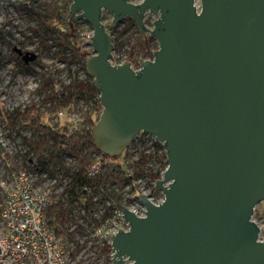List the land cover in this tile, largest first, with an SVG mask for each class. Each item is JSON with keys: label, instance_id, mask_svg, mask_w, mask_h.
I'll use <instances>...</instances> for the list:
<instances>
[{"label": "water", "instance_id": "obj_1", "mask_svg": "<svg viewBox=\"0 0 264 264\" xmlns=\"http://www.w3.org/2000/svg\"><path fill=\"white\" fill-rule=\"evenodd\" d=\"M4 3L13 0H1ZM42 2L43 0H26ZM72 0L68 17L94 29L86 73L103 110L93 126L98 151L120 157L139 133L164 143L166 195L112 236L114 264H264V0ZM158 18L147 26L146 13ZM134 20L159 43L153 58L113 63L103 22ZM1 27V22H0ZM28 64L34 51L18 49ZM0 138V154L6 152ZM0 247V253H1Z\"/></svg>", "mask_w": 264, "mask_h": 264}, {"label": "trees", "instance_id": "obj_2", "mask_svg": "<svg viewBox=\"0 0 264 264\" xmlns=\"http://www.w3.org/2000/svg\"><path fill=\"white\" fill-rule=\"evenodd\" d=\"M72 0H54L53 2L43 1L44 14L40 15L41 26L45 34H41L40 29L33 27L35 36L42 47L41 51H52L56 46L55 54L59 60L75 63L86 73L85 58L89 54L83 48L80 31L77 25L80 23L88 24L85 20L78 19L72 22L68 17ZM28 6L32 3H27ZM129 26L136 28L134 39L129 41L127 53V61L133 65L139 63L140 59L153 58L154 52L157 51L158 40L151 34L145 35L141 32L136 22L129 18ZM119 25V24H118ZM110 24L111 34L118 26ZM125 27L121 33L128 30ZM50 34L53 44L47 42L46 35ZM115 52L121 53L124 43L118 42L116 39ZM122 54V53H121ZM40 66L38 72L40 81L36 86L35 92L41 97L40 101H35L22 107L15 109V114L10 116L12 126H16L17 121L21 119V128L33 129L35 138L25 137V142L36 152L39 159V167L41 171H48L50 175H60L68 177L70 182L66 186V195H55V202L47 210L50 217L49 223L55 229V232L67 237L71 242H76L78 233L85 234L86 228L75 218V208L81 203L83 207L93 202L94 197L99 193L107 196L113 202L120 201V194L115 193L114 187H124L126 181H132L134 176H124V163L130 157L131 153L127 149L120 157L112 158L106 153L103 154L97 150L95 142H93V126L99 120V116L103 110L100 102V91L93 83V77L86 75L81 77L79 70L69 69L71 76L70 82L61 78L60 69H55L54 64H47L41 59V54L35 61ZM80 101L84 105L79 107ZM80 111V122L76 129L70 128L71 120L62 111ZM93 152L102 154L104 169L100 174L94 177L88 176V169L91 165ZM62 153L68 154L74 159L73 162L65 164L62 162ZM152 154L139 152L138 157L133 161L134 174L145 175L153 180L161 178L162 169L167 168L166 154L161 153L158 160L161 165L155 170L151 165ZM109 162L116 163L111 166ZM5 164L10 167L5 159ZM86 187L91 189V196L87 198ZM159 192V191H157ZM77 202V203H76ZM3 207V200L0 197V210ZM87 207L86 209H88ZM107 215H103V220L111 215L112 207H109ZM90 212V211H89ZM91 213V212H90ZM77 222L78 226L71 231L73 222ZM91 223L100 224V221L93 218ZM81 245L78 244L77 248ZM110 246L104 247L103 253L107 254ZM108 258L107 262H109Z\"/></svg>", "mask_w": 264, "mask_h": 264}, {"label": "built area", "instance_id": "obj_3", "mask_svg": "<svg viewBox=\"0 0 264 264\" xmlns=\"http://www.w3.org/2000/svg\"><path fill=\"white\" fill-rule=\"evenodd\" d=\"M19 0L4 3V5L12 4ZM26 6V0H20ZM197 0H195L196 2ZM201 2L197 5L198 12L201 9ZM32 3V2H30ZM31 7V5H30ZM2 25V24H1ZM94 31L87 33L86 40L81 36V41L84 49H91L89 44ZM39 56V54H38ZM127 53H117L114 51L113 63H123L126 61ZM152 59V58H151ZM133 68H140L141 63L133 65ZM81 77L85 78L87 73L77 65ZM71 120L70 128L76 129L80 122V112L62 111ZM135 141L129 145L128 151L131 155L124 163V176H134L132 181H126L124 187L127 188V194L124 196V203H118L109 199L107 206L102 212H94L97 197H94L93 204H88L83 207L78 203L75 208V218L86 228V233H78L76 242H70L67 237H62L55 232L53 226L49 223L48 209L55 202V195H66V186L70 182L68 177L60 175H50L48 171H41L39 167V157L31 148L28 149V157L12 174L4 178H0V191L3 197V207L1 209L2 230L0 232V264H114L115 257L113 251L112 236L117 234L120 229L129 231L130 223L124 218V213L121 206H125L133 211L137 216H146L147 208L139 199L140 194L149 196L151 202L162 204L166 195L164 191L156 189V181L149 176L135 175L133 161L138 157L139 152L152 154L151 165L155 170H158L161 162L158 160L161 153L167 156L164 143L156 139L151 133L141 132L134 139ZM104 154V153H103ZM123 155V154H122ZM63 157H70L66 153H62ZM69 164L74 161L69 158ZM111 166L116 163L109 162ZM103 156L100 153L93 152L91 165L88 169V176L94 177L103 172L104 169ZM165 169H162L161 178L164 176ZM160 178V179H161ZM123 187V188H124ZM159 191V192H157ZM91 189L86 187V196H91ZM103 193V191H102ZM77 203V202H76ZM112 207L113 212L104 220L103 215ZM91 213H90V212ZM95 218L100 221V224L91 223ZM78 226L77 222H73L70 230L73 231ZM110 246L107 254L103 253L104 247ZM110 258L109 262H107ZM126 264L131 263L128 257H124ZM89 260H94V263H89Z\"/></svg>", "mask_w": 264, "mask_h": 264}, {"label": "rangeland", "instance_id": "obj_4", "mask_svg": "<svg viewBox=\"0 0 264 264\" xmlns=\"http://www.w3.org/2000/svg\"><path fill=\"white\" fill-rule=\"evenodd\" d=\"M53 2L54 0H43ZM42 2H32L31 7L26 6L22 1H16L12 4L4 5L0 2V138L6 145V152L0 154V178H4L7 175L12 174L17 168H20L21 164L28 157V149L30 145L25 142V137L35 138L33 129L21 128V119L17 121L16 126H12L9 121L10 116L15 114V109L18 107L24 108L25 105L35 101H40L41 97L35 92L36 86L40 81L38 72L41 70L40 66L35 61L26 64L18 49L23 51H34L37 54H41V59L47 64H54L55 69H60L61 78L66 83L70 82L71 76L69 75V69L73 68L77 70V64L69 63V61L59 60L54 53L57 49L56 46L52 48V51H41L42 47L38 42V37L35 36L33 27L40 29L41 20L40 15L44 14L45 8H43ZM134 3H140L143 0H131ZM201 0H197L198 4ZM157 15L151 14L149 11L146 13V24L153 28ZM113 17L111 14L104 12L103 22L111 33L110 24ZM129 18H125L116 27L112 35V39H116L118 42H123L122 54L128 49L129 41L134 39L136 28L129 26ZM129 27L127 31L121 33L125 27ZM77 29L80 31V35L86 40L87 33L90 34L94 31L91 25L80 23L77 25ZM41 34H45V31L40 29ZM50 34L46 35L47 42L53 44ZM81 39V38H80ZM159 47V43L157 48ZM91 52V49H85ZM84 105L83 101H80L79 107ZM80 112L79 109L76 111ZM70 157H63L62 162H69ZM5 159L8 161L7 166ZM115 193H119L121 197V203H124V196L127 194L126 186L120 188L114 187ZM0 197L3 200L2 192L0 191ZM88 198V197H87ZM97 203H95L93 209L94 212H102L107 206L110 198L102 193L97 195ZM111 200V199H110ZM93 202L90 204L92 205ZM253 220L261 226V239H264V202L259 203L254 211ZM2 217L0 210V232L2 230ZM94 260H89V263H94Z\"/></svg>", "mask_w": 264, "mask_h": 264}, {"label": "flooded vegetation", "instance_id": "obj_5", "mask_svg": "<svg viewBox=\"0 0 264 264\" xmlns=\"http://www.w3.org/2000/svg\"><path fill=\"white\" fill-rule=\"evenodd\" d=\"M25 52V51H24ZM22 57V56H21Z\"/></svg>", "mask_w": 264, "mask_h": 264}]
</instances>
